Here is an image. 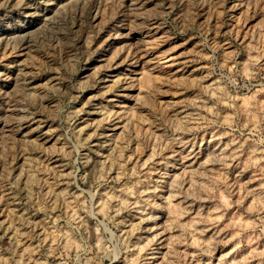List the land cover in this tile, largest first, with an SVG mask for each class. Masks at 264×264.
<instances>
[{"label": "rangeland", "instance_id": "374dc122", "mask_svg": "<svg viewBox=\"0 0 264 264\" xmlns=\"http://www.w3.org/2000/svg\"><path fill=\"white\" fill-rule=\"evenodd\" d=\"M0 264H264V0H0Z\"/></svg>", "mask_w": 264, "mask_h": 264}, {"label": "bare ground", "instance_id": "6f19581e", "mask_svg": "<svg viewBox=\"0 0 264 264\" xmlns=\"http://www.w3.org/2000/svg\"><path fill=\"white\" fill-rule=\"evenodd\" d=\"M169 67H171V66H169Z\"/></svg>", "mask_w": 264, "mask_h": 264}]
</instances>
